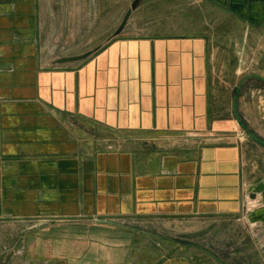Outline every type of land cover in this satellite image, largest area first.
<instances>
[{
  "label": "crops",
  "instance_id": "0c3cea01",
  "mask_svg": "<svg viewBox=\"0 0 264 264\" xmlns=\"http://www.w3.org/2000/svg\"><path fill=\"white\" fill-rule=\"evenodd\" d=\"M70 1L0 0V224L40 264H211L103 222L264 223V0ZM44 13L88 51L47 52Z\"/></svg>",
  "mask_w": 264,
  "mask_h": 264
},
{
  "label": "rangeland",
  "instance_id": "374dc122",
  "mask_svg": "<svg viewBox=\"0 0 264 264\" xmlns=\"http://www.w3.org/2000/svg\"><path fill=\"white\" fill-rule=\"evenodd\" d=\"M70 2L72 3L73 0ZM167 2L168 0L165 5H168ZM82 3L89 4L87 0H82ZM138 3L139 0H136L132 8H135ZM56 8L58 13L61 6L57 5ZM118 11L119 13L124 11L122 2H119ZM128 13L125 14L123 20ZM43 15L46 24L43 43L47 52L59 57L88 51L85 46L87 41L92 39L91 35L93 34L73 32V18L69 19L71 20V32H68L69 25H67L66 17L60 15L52 18L46 16L45 13ZM201 19V17H197V21ZM48 24L57 25L56 31L48 28ZM94 35L105 39V36L110 34L103 32ZM111 35L112 38L116 36L115 34ZM241 134H245V136L242 137ZM236 139L240 143H245L248 138L242 130L236 135ZM246 211L244 215L232 220H186L173 223L159 220L123 219L103 222V225L106 224L114 232L145 231L155 236L153 239L157 240L156 243L161 247L165 244L166 248H171L173 244L181 243L186 251L190 250V252H196L197 255L208 257L211 264H264V223L252 222L247 219ZM93 224L86 222L84 225L90 228ZM36 228L37 226L31 223H1L0 264H40L27 255L28 238L31 233L37 231ZM43 228L47 230L49 226ZM88 228L86 230H89ZM54 230L56 231L53 233H60L57 229Z\"/></svg>",
  "mask_w": 264,
  "mask_h": 264
},
{
  "label": "water",
  "instance_id": "95a60500",
  "mask_svg": "<svg viewBox=\"0 0 264 264\" xmlns=\"http://www.w3.org/2000/svg\"><path fill=\"white\" fill-rule=\"evenodd\" d=\"M128 16H129V13H128V14L126 15V17L124 18L121 27L119 28L118 32H117L115 35H118V34L121 32L122 28L124 27V25H125V23H126V21H127V19H128ZM75 60H76V59H63V60L60 61V63H68V62H72V61H75ZM251 137H252V136H251ZM252 138H253V137H252ZM253 139H254V138H253Z\"/></svg>",
  "mask_w": 264,
  "mask_h": 264
},
{
  "label": "built area",
  "instance_id": "2783aa9c",
  "mask_svg": "<svg viewBox=\"0 0 264 264\" xmlns=\"http://www.w3.org/2000/svg\"><path fill=\"white\" fill-rule=\"evenodd\" d=\"M241 136L243 137V136H245V134H241Z\"/></svg>",
  "mask_w": 264,
  "mask_h": 264
}]
</instances>
